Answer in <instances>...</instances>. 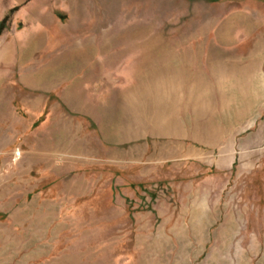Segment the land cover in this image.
I'll return each mask as SVG.
<instances>
[{
	"label": "rangeland",
	"instance_id": "rangeland-1",
	"mask_svg": "<svg viewBox=\"0 0 264 264\" xmlns=\"http://www.w3.org/2000/svg\"><path fill=\"white\" fill-rule=\"evenodd\" d=\"M1 1L0 264H264V0Z\"/></svg>",
	"mask_w": 264,
	"mask_h": 264
},
{
	"label": "trees",
	"instance_id": "trees-1",
	"mask_svg": "<svg viewBox=\"0 0 264 264\" xmlns=\"http://www.w3.org/2000/svg\"><path fill=\"white\" fill-rule=\"evenodd\" d=\"M13 13V11H10V13H8L0 22V37L3 34V32L8 29L9 23L11 22V14Z\"/></svg>",
	"mask_w": 264,
	"mask_h": 264
},
{
	"label": "crops",
	"instance_id": "crops-1",
	"mask_svg": "<svg viewBox=\"0 0 264 264\" xmlns=\"http://www.w3.org/2000/svg\"><path fill=\"white\" fill-rule=\"evenodd\" d=\"M0 4H2V1L0 2ZM2 14H0V16H1ZM1 18V17H0ZM213 66H214V64H213ZM212 66V67H213ZM216 67V66H215ZM220 67V66H219ZM210 68V67H209ZM211 69V68H210ZM212 69H214V68H212ZM215 73V72H214ZM257 101V99H256V97H254L253 99L251 98L250 100H248V102H250V106H252L253 104H254V102H256ZM242 117V116H241ZM241 117H239L240 119H241Z\"/></svg>",
	"mask_w": 264,
	"mask_h": 264
}]
</instances>
